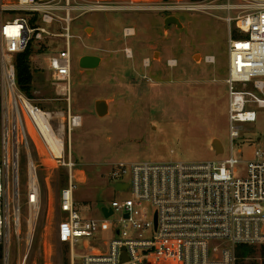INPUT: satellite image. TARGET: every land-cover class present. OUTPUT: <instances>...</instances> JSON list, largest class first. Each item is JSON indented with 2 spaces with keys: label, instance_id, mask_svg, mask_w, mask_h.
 Here are the masks:
<instances>
[{
  "label": "built area",
  "instance_id": "2783aa9c",
  "mask_svg": "<svg viewBox=\"0 0 264 264\" xmlns=\"http://www.w3.org/2000/svg\"><path fill=\"white\" fill-rule=\"evenodd\" d=\"M85 4L110 9L101 0H0L2 264H12L17 244L21 248L24 243L25 249L13 264H27L30 254L41 208L39 169L46 167L32 156L33 145L41 153L38 143L50 162L67 171L68 182L60 194V239L69 247V264H238V247L264 246V139L253 142L249 159L235 153L243 125L255 124L257 110L264 109V0H228L223 6L229 31V151L224 148L222 159L205 163L112 165L109 182L117 191H130L131 198L113 201L108 209L112 215L101 220L84 217L75 197L84 173L72 160L68 137L71 140L82 118L70 115L67 127L61 125L56 132L53 114L21 92L16 82V57L45 48L53 84L70 92L72 14ZM59 40L65 49L52 51L50 44ZM51 137L62 143L59 156ZM23 150L26 220L20 198Z\"/></svg>",
  "mask_w": 264,
  "mask_h": 264
},
{
  "label": "rangeland",
  "instance_id": "374dc122",
  "mask_svg": "<svg viewBox=\"0 0 264 264\" xmlns=\"http://www.w3.org/2000/svg\"><path fill=\"white\" fill-rule=\"evenodd\" d=\"M101 1L110 9L94 10L85 4L72 14L70 92L53 84L47 71L48 50L33 49L30 59L35 103L53 114L56 132L61 125L67 127L70 115L82 118L71 140L68 137L72 160L84 171L75 197L82 215L96 220L104 219L102 208L111 209L113 201L131 198L130 191H117L109 182L112 165L205 163L224 157L211 150L214 138L226 152L230 147L225 83L229 31L225 22L228 12L223 7L228 0ZM198 4L206 7L198 8ZM169 17L178 18L181 27H166ZM50 49L60 52L65 43L53 42ZM86 55L100 57L99 68H80L79 61ZM209 58L215 61L207 62ZM99 100L109 104L104 118L96 112ZM241 136L235 153L240 151L249 159L253 142L264 139V109L257 110L255 124L243 125ZM38 146L41 153L33 145L32 156L37 163L43 160L46 167L39 169L41 208L27 264H66L70 251L60 239L64 223L60 194L68 175L65 168L46 158L41 144ZM26 174L23 150L20 198L25 220ZM23 246L12 248V264L23 255ZM262 248L256 247L253 257L241 264H264Z\"/></svg>",
  "mask_w": 264,
  "mask_h": 264
},
{
  "label": "trees",
  "instance_id": "16d2710c",
  "mask_svg": "<svg viewBox=\"0 0 264 264\" xmlns=\"http://www.w3.org/2000/svg\"><path fill=\"white\" fill-rule=\"evenodd\" d=\"M45 51V48H43ZM32 49H29L23 54H19L15 59L16 66V82L18 88L21 92H23L26 96L31 99L33 97V73L31 68V56ZM43 109V108H42ZM261 256L264 257V246H262ZM69 249V247H68ZM237 256H238V264H241L245 261V259L253 257L256 252V247L251 246H240L237 248ZM0 255H2V250L0 248ZM1 257V256H0ZM66 264H69V261L66 260Z\"/></svg>",
  "mask_w": 264,
  "mask_h": 264
},
{
  "label": "water",
  "instance_id": "95a60500",
  "mask_svg": "<svg viewBox=\"0 0 264 264\" xmlns=\"http://www.w3.org/2000/svg\"><path fill=\"white\" fill-rule=\"evenodd\" d=\"M171 24H175L178 27H181L180 20L176 17H169L165 20V25L168 27ZM101 58L98 56L86 55L83 56L79 61V66L85 70H94L99 68L101 65ZM96 112L99 117L104 118L109 114V104L105 100H99L96 104ZM211 150L215 155L221 156L224 153V146L222 142L218 139H214L211 144ZM119 189V186L117 187ZM123 190L126 189V186L122 187ZM102 212L106 218H109L112 215V211L108 210L106 207L102 208Z\"/></svg>",
  "mask_w": 264,
  "mask_h": 264
},
{
  "label": "bare ground",
  "instance_id": "6f19581e",
  "mask_svg": "<svg viewBox=\"0 0 264 264\" xmlns=\"http://www.w3.org/2000/svg\"><path fill=\"white\" fill-rule=\"evenodd\" d=\"M78 122V121H77ZM80 125V124H79ZM81 126V125H80ZM51 139H52V137H51ZM59 139V138H58ZM52 141H53V139H52ZM53 144H52V146H53V149H54V152H56V155L57 156H59L60 155V148H61V146H62V143H61V141H53L52 142ZM57 143L59 144V146L57 145Z\"/></svg>",
  "mask_w": 264,
  "mask_h": 264
},
{
  "label": "crops",
  "instance_id": "0c3cea01",
  "mask_svg": "<svg viewBox=\"0 0 264 264\" xmlns=\"http://www.w3.org/2000/svg\"><path fill=\"white\" fill-rule=\"evenodd\" d=\"M214 139H216V138H214ZM214 139H213V140H214ZM81 173H84V171H81Z\"/></svg>",
  "mask_w": 264,
  "mask_h": 264
}]
</instances>
